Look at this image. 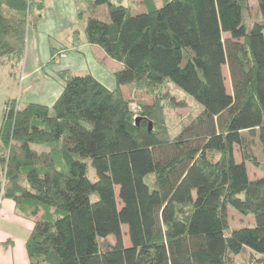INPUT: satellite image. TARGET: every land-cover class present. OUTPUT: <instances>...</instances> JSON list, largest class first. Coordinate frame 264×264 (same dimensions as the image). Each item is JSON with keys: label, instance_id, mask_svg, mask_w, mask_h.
<instances>
[{"label": "trees", "instance_id": "16d2710c", "mask_svg": "<svg viewBox=\"0 0 264 264\" xmlns=\"http://www.w3.org/2000/svg\"><path fill=\"white\" fill-rule=\"evenodd\" d=\"M248 1L142 0L132 14L90 0L109 21L89 15L84 38L122 65L115 89L65 69L51 106L5 102L0 191L34 222L29 264H264V175L250 179L234 155L242 132L264 139V0L250 23ZM43 3L0 0V61L24 56ZM169 83L200 106L173 136L164 108L183 102L161 92ZM125 85L153 103L132 109ZM227 207L254 223L229 230Z\"/></svg>", "mask_w": 264, "mask_h": 264}, {"label": "crops", "instance_id": "0c3cea01", "mask_svg": "<svg viewBox=\"0 0 264 264\" xmlns=\"http://www.w3.org/2000/svg\"><path fill=\"white\" fill-rule=\"evenodd\" d=\"M43 1L41 20L35 27L29 26L26 34L25 67L21 75L26 82L24 100L51 106L63 87L58 72L65 69L75 75L90 74L107 87L106 76H112L104 66L108 57L97 46L88 44L84 33L81 36L76 28L79 12L75 2ZM54 42L65 44L59 48ZM51 49L57 55L53 65L49 62ZM1 119L2 115L0 123ZM33 226L34 222L19 214L15 203L0 191V264H29L25 245Z\"/></svg>", "mask_w": 264, "mask_h": 264}, {"label": "rangeland", "instance_id": "374dc122", "mask_svg": "<svg viewBox=\"0 0 264 264\" xmlns=\"http://www.w3.org/2000/svg\"><path fill=\"white\" fill-rule=\"evenodd\" d=\"M50 0H48L49 2ZM77 6L79 12L78 25L83 36V27L86 19L89 15H92L102 21H109L106 8L104 6L92 8L89 6L90 0H73ZM112 3L129 6L132 14H138L147 10L146 5L142 0H111ZM163 4V0H155V5L160 7ZM258 18V7L256 0L248 1V11L246 14L247 23L252 22ZM56 47L64 46L54 42ZM99 50V47H96ZM25 59L24 56L21 60H8L3 59L0 61V117L4 110L5 102L7 100H16L19 107L24 106L28 102L24 100L25 83L21 77L24 70ZM108 73L112 76H106L105 84L110 90L115 89L116 84L114 80V73L122 69V65L117 61H114L108 57L106 65ZM222 74L224 77V84L226 91L230 93V82L227 73L226 66H222ZM121 92L125 98L130 100V107L137 109L142 104H152L153 96L144 92L135 90L130 85L121 86ZM169 91L177 101L183 102L182 107L177 108H164V117L166 124L169 128L170 135H175L180 128L187 124L200 110V106L196 104L191 98L187 97L183 91L175 87L172 84H166L161 88V92ZM242 148V151H240ZM241 148L235 147L234 155L236 162L240 163L244 161L247 167L248 176L250 179H256L264 175V139L261 136V132L257 129L247 130L241 133ZM2 150V144L0 142V151ZM87 176L91 181L95 180V174L92 167L89 165ZM116 193L117 190L115 189ZM119 203V200L117 199ZM227 220L229 230L233 228L246 227L254 223V219L251 215H241L234 211V209L227 207ZM122 240L125 246L129 245V239L127 234V227L125 225L121 228ZM228 233V231H227ZM109 236L107 240H100V244L104 246L108 242L114 240ZM236 264H247L246 255H240L234 257Z\"/></svg>", "mask_w": 264, "mask_h": 264}, {"label": "water", "instance_id": "95a60500", "mask_svg": "<svg viewBox=\"0 0 264 264\" xmlns=\"http://www.w3.org/2000/svg\"><path fill=\"white\" fill-rule=\"evenodd\" d=\"M138 120H139V117H137V118L135 119V124H137ZM150 127H151V126H150Z\"/></svg>", "mask_w": 264, "mask_h": 264}, {"label": "built area", "instance_id": "2783aa9c", "mask_svg": "<svg viewBox=\"0 0 264 264\" xmlns=\"http://www.w3.org/2000/svg\"><path fill=\"white\" fill-rule=\"evenodd\" d=\"M23 78V77H22Z\"/></svg>", "mask_w": 264, "mask_h": 264}]
</instances>
